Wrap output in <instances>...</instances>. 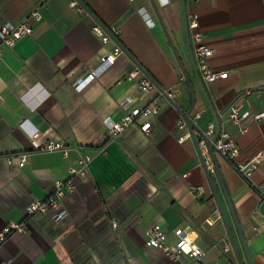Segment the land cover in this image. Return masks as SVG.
I'll list each match as a JSON object with an SVG mask.
<instances>
[{
	"label": "crops",
	"instance_id": "obj_1",
	"mask_svg": "<svg viewBox=\"0 0 264 264\" xmlns=\"http://www.w3.org/2000/svg\"><path fill=\"white\" fill-rule=\"evenodd\" d=\"M71 1L0 0V27L26 18L33 27L32 34L13 46L2 45L0 231L10 222L23 223L25 229L12 231L0 243V263L248 264L210 151L202 150L212 160L211 182L193 138H183L184 130L177 125L191 96L185 76L173 64L174 52L151 0H77L80 7ZM154 1L193 84L195 102L189 116L202 110L196 129L214 121L207 93L222 128L237 139L240 153L235 160L217 151L215 156L253 262L264 264V202L259 192L264 195V189L254 186L264 184V161L251 182L234 166L264 149V119L248 117L243 133L227 119L232 104L252 113L264 110V0ZM193 14L198 15L204 40L214 48L210 66L228 72L215 81L203 79L205 90L190 61L185 23ZM96 23L114 31L117 40L103 42L93 31ZM116 44L123 52L112 65L99 69L102 57ZM137 64L160 86L175 89L177 98H155L159 113L150 134L140 129V118L109 142L107 120H119L142 102L138 80L126 78ZM96 70L93 79L74 86ZM130 96L132 102L121 104ZM34 130L39 132L36 140ZM50 139L66 143L68 155L34 143ZM83 153L93 160L88 174L76 177L75 190L63 198L68 216L56 222L48 213L29 214L27 205L47 197ZM21 154H26L23 166ZM192 184L202 190L191 191ZM155 223L166 230L168 243H175V229L182 228L206 254L174 260L147 246L144 232Z\"/></svg>",
	"mask_w": 264,
	"mask_h": 264
},
{
	"label": "built area",
	"instance_id": "obj_2",
	"mask_svg": "<svg viewBox=\"0 0 264 264\" xmlns=\"http://www.w3.org/2000/svg\"><path fill=\"white\" fill-rule=\"evenodd\" d=\"M72 6L80 7L77 0L71 1ZM31 15L35 16L37 19L40 18L38 12H32ZM149 24H153V21L148 19ZM199 21L198 15L193 14L188 19V29L190 42L192 44V52L195 60L196 68L200 76L208 81H215L217 78H225L228 76V72L223 70L214 71L209 63L210 56L214 53V48L210 46L205 40L203 33L199 31ZM33 27L28 22V19H24L15 25L3 24L0 27V61L2 59V45L13 46L18 40L25 36L32 34ZM93 31L99 35L103 42H108L111 39H116L114 37L115 32L104 28L100 23H96L93 27ZM123 52L122 47L116 44L111 53L105 54L102 57L101 66L99 69L112 65L117 56ZM98 72L96 70L94 73L88 74L86 78L78 79L74 82L76 88H80L86 82L90 81L95 77ZM128 80H138V99L142 102L140 104L134 105L129 111H126L119 120L108 119V139L109 142L117 140L121 133L129 127L131 124L136 122L141 118L140 129L145 134H150L153 127V117L159 113V105L155 98L165 97L170 101L174 102L177 98L176 90L169 87L160 86L157 81L139 64L135 65L132 70H130L126 76ZM154 95L152 100L146 102L149 96ZM134 100L133 97H127L121 101V104L129 103ZM239 104H232L227 112V119L232 121L238 126L239 133H243L247 129L245 120L252 116L255 120L264 119V110L256 113H252L250 110H241ZM187 111L180 110V115L177 120L178 127L184 130L183 138H192V133L186 120ZM202 116V110L197 109L193 116H190L193 124L195 125L194 131L200 136L199 146L201 150L205 149L208 152L209 148L207 145V139H210L215 132V122L211 121L207 124L205 129H196L197 120ZM220 117L224 119V115L221 114ZM24 123V122H23ZM221 124V123H220ZM32 138L36 140L39 135L38 131L31 132ZM40 149L43 150H61L64 155H68L69 147L60 140L50 139L39 144L34 142ZM214 150L222 154L229 160H235L239 153L240 147L238 145L235 135L230 133L226 128H222L218 133V136L213 143ZM203 153V151H202ZM93 160V156L88 153L80 154L74 164L69 167V176L65 179L56 180L54 187L50 194L43 198H35L27 205V212L29 214L34 213H48L51 215L52 219L56 222L64 220L68 216V210L63 206V198L75 190L76 177H84L88 174V169ZM264 161V149L258 152L255 156L247 161H236L234 163L237 172L243 176L246 180L250 181V177L253 172L258 168L259 164ZM26 162V154L20 155V165L23 166ZM206 163L209 169L212 167V160L208 156L206 157ZM251 182V181H250ZM253 185V184H252ZM256 188L264 189L263 186H258L254 184ZM191 191H200L202 186L190 185ZM260 192V200L264 202V195ZM114 226L117 223L114 221ZM260 227L264 230V217L261 220ZM25 226L23 223L10 222L3 230L0 231V243L4 241L7 236L12 231H24ZM175 235L177 239L174 244H170L167 241L168 234L163 226L159 223H155L144 232L145 244L152 248L161 249L167 256L171 259H178L184 254H188L197 259L201 258L206 254V250L201 246L196 244L194 241L189 240L185 235H183V229H175ZM0 264H9L8 262H3Z\"/></svg>",
	"mask_w": 264,
	"mask_h": 264
},
{
	"label": "water",
	"instance_id": "obj_3",
	"mask_svg": "<svg viewBox=\"0 0 264 264\" xmlns=\"http://www.w3.org/2000/svg\"><path fill=\"white\" fill-rule=\"evenodd\" d=\"M185 1V0H183ZM152 2V5H153V8L154 10L156 11L157 15H158V18L165 30V33L167 35V38H168V41L172 47V50L174 52V55H175V61H173V64L178 72V74L180 76H185L186 78V85L188 87V90L190 92V96H191V103H190V107L189 109L187 110V116H186V120H187V123L189 125V128L191 130V133H192V138L197 146V149H198V154H199V157H200V160H201V164L211 182V174H210V170H209V167L207 166V163H206V157L205 155L202 153V150L199 146V142H200V136L195 133L194 131V128H195V125L193 124L190 116H189V113L191 112V110L193 109L194 107V102H195V91H194V88H193V84L190 80V77L188 76V73H187V70L183 64V61L180 57V53L174 43V40L172 39L164 21H163V18H162V15L160 13V10L158 8V6L156 5L155 1L154 0H151ZM185 28H186V35H187V42H188V48H189V51H190V61H191V64H192V67L194 68V71L197 75V78L202 86V88L205 90V85H204V81H203V78L200 76L197 68H196V64H195V60H194V57H193V52H192V46H191V42H190V37H189V29H188V22H187V19H186V23H185ZM206 92V91H205ZM206 94V99H207V102H208V105H209V108L214 116V122H215V132L213 134V136L210 138V139H207V145H208V148H209V151L211 153V156H212V159L214 161V170H215V173L218 177V180L220 182V185H221V188L223 190V194H224V197L227 201V204H228V207L230 209V213L233 217V220H234V223H235V226H236V229H237V232H238V235H239V238H240V242L242 244V247L244 249V252L246 254V258H247V262L248 264H254L253 262V259L250 255V252H249V249H248V245H247V242H246V238H245V235H244V232H243V229H242V226H241V223H240V220H239V217H238V214H237V211H236V208L234 206V203H233V200H232V197L230 195V192L228 190V187H227V184L225 182V179L223 177V174H222V171H221V168H220V165L218 164L217 162V159H216V156H215V150H214V146H213V143H214V140L216 139V137L218 136V133L221 129V124H220V119H219V115L218 113L215 111V108H214V105L212 103V101L210 100V98L208 97V94ZM217 201H218V198H217ZM219 203V207H220V210H221V214H222V217H223V220L225 221V223L227 224L228 226V223H227V220H226V217L222 211V207L220 205V202L218 201ZM228 231H229V234L233 240V245L235 246V243H234V239L232 237V233H231V230L230 228L228 227ZM242 264V263H241Z\"/></svg>",
	"mask_w": 264,
	"mask_h": 264
},
{
	"label": "trees",
	"instance_id": "obj_4",
	"mask_svg": "<svg viewBox=\"0 0 264 264\" xmlns=\"http://www.w3.org/2000/svg\"><path fill=\"white\" fill-rule=\"evenodd\" d=\"M111 32H112V30H110ZM114 37L116 38V40H117V36L116 35H114Z\"/></svg>",
	"mask_w": 264,
	"mask_h": 264
}]
</instances>
